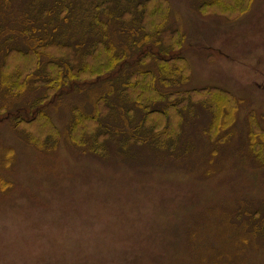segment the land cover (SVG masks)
Listing matches in <instances>:
<instances>
[{"label":"rangeland","instance_id":"obj_1","mask_svg":"<svg viewBox=\"0 0 264 264\" xmlns=\"http://www.w3.org/2000/svg\"><path fill=\"white\" fill-rule=\"evenodd\" d=\"M135 1L146 0H111L112 13ZM163 1L166 28L182 38L167 56L189 65L172 85H158L184 112L164 141L142 131L143 109L118 92L139 78L128 74L143 54L59 91L39 86V73L21 93L0 92V264H264V0L244 9L232 0ZM73 2L71 20L61 0H0V69L10 44L27 49L45 29L62 45L47 50L78 58L93 33L80 16L83 0ZM39 12L50 28L35 22ZM120 27L132 24L109 26L110 39L128 45L133 34ZM209 88L230 92L229 101L215 98L212 111L203 105L212 99L197 96L184 107L183 92ZM101 93L103 117L91 122L85 145L74 143V111L92 114ZM38 110L53 119L58 139L35 135ZM105 125L108 135L95 142Z\"/></svg>","mask_w":264,"mask_h":264},{"label":"trees","instance_id":"obj_2","mask_svg":"<svg viewBox=\"0 0 264 264\" xmlns=\"http://www.w3.org/2000/svg\"><path fill=\"white\" fill-rule=\"evenodd\" d=\"M223 1L225 0H219L218 3ZM232 1L238 4H236L234 9H236V7L237 9L247 8L250 6L249 4L251 2L250 0ZM216 2L217 1L213 0V2H210V5H214ZM124 6L125 5H123V8L119 7V12L115 14L112 13L111 0H83L80 16L81 19L88 20L87 28L90 29L89 31H91L93 35L90 36V44H82L79 46L83 47L82 50H84L79 56L80 58H75L73 55L69 54H55L54 51L47 50L49 46L47 44L55 45L58 49L62 48V45H57V41L53 39L52 32L48 37L47 35L45 36L46 32H49L48 29L40 30V38L42 39L36 40V42H33L27 49L18 47L17 43L10 44L3 52V57L5 58L3 64H5V66L4 69H0V92L5 90L6 92L11 91L9 93H21L26 90L28 77L31 75L32 80H34L39 73L43 76L42 80L40 79V81L38 80L37 82L39 86L43 84L48 89L47 93H50L51 90L59 91L63 87L70 86L73 83H83L85 80L103 76L109 73L110 70H114L117 66L120 67L130 57L134 59L136 54L137 56L143 54L140 56V64L142 65L140 67H132L129 69L128 74L131 77L137 76L139 78L136 80L131 78L128 79L127 83H125L127 88L125 92L121 89H118V92L121 98L125 99L126 96V98L135 101L143 109L144 117L143 123L141 122V128L144 126L145 130L143 129L142 131H146V128L154 131L156 135L154 133H151V135L154 136L157 142L160 139V141H164L166 138H169L170 135L174 134L175 128L179 126L181 115L184 114L183 110H181L182 102L168 103L167 97L169 96V98H171V92L164 94L160 89L158 90V85H172L177 79L174 77H177L178 74L182 75L185 72L184 70L187 69V66H189L184 58L185 56H167L172 49L174 50L176 44H178L177 46L181 45L182 38L179 36L176 37V34H174L175 32H179V30L176 29L174 32H171L169 28H166L165 25L168 19L167 15L169 14V9L165 6L163 0H146L142 4L135 1L132 7L127 9H124ZM200 9H202L203 12L206 10L203 7ZM75 10L76 4L73 0H61L62 16L66 17L69 12H72L71 15L68 14L69 18L72 20ZM134 10H136V12H134ZM131 12L134 13L133 16H131ZM40 14H42V12H39V17H35V22L49 27L46 15L42 14L40 16ZM137 16H140L139 19ZM120 21L123 23H131L132 27L130 29L120 27L119 30L125 28L130 34H133L129 44H121L122 47L118 44L115 45L112 39H110L109 34V26L114 23L118 24ZM54 29L55 27L52 28V30ZM20 32L23 35H30L33 38L37 33L36 30L28 28ZM167 32L172 35L168 36ZM136 37L138 39H135ZM155 46L160 47L159 49H155V51H151ZM133 50L135 51L133 52ZM139 50H144V52ZM161 54H166V56L161 57ZM6 57H9L7 61ZM43 59L44 62H42ZM150 60L154 65L149 64ZM178 61L181 63L179 64ZM40 62H42V65L45 64L44 66H46L47 69L45 68L43 71L42 66L39 68ZM174 62H177V65L173 64ZM146 65V68L142 67ZM48 82H50V86ZM107 88L109 94H113L117 91H115V89H113L115 87L111 85H108ZM218 93L220 95L217 94V90L209 88L202 92L187 90L181 95L183 96L184 107L187 109H189L191 103L195 102L194 100L200 99L198 97L207 95L212 100L211 102L209 100L204 101L203 105L213 111L215 107L211 104L212 101H215V98L220 100L219 102L215 101L216 105L223 106L229 101V95L231 94L223 90ZM202 98L206 99V96ZM105 100L106 98L102 93L97 95L94 102L95 109L92 114L86 113L83 109H76L74 111V119L68 139L78 144L85 145L87 143V133L90 131L89 129H94L91 127V122L103 117L100 104ZM151 104H155L154 107H151ZM0 109H2V104ZM38 111L35 114L36 121L33 122L38 126L35 135L37 137L41 135L45 138L52 136L58 139L59 135H55L57 134V129H55V124H53V119L50 118L45 111ZM216 113H218L217 109ZM166 118H168L169 121L165 122ZM16 122L17 128L19 121ZM33 123H26L25 126H30ZM216 124L218 123L216 122ZM162 125L165 126L162 127ZM101 130L102 133L92 132L93 134L91 137L95 142L99 143L102 136L105 134L108 135L106 125L102 126V128H100V131ZM218 130L219 127L216 128V131ZM147 133L150 134V131ZM25 136L34 144L39 145L38 143L40 142L31 135L25 134ZM134 139L136 141L140 140L136 136ZM256 148L258 149L257 146Z\"/></svg>","mask_w":264,"mask_h":264}]
</instances>
